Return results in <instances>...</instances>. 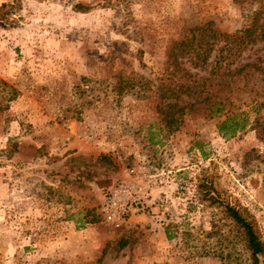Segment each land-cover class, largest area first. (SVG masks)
I'll use <instances>...</instances> for the list:
<instances>
[{
	"label": "rangeland",
	"instance_id": "1",
	"mask_svg": "<svg viewBox=\"0 0 264 264\" xmlns=\"http://www.w3.org/2000/svg\"><path fill=\"white\" fill-rule=\"evenodd\" d=\"M2 4L0 78L18 94L0 111V264H248L222 206L201 202L197 185L210 181L264 241V143L251 128L264 120V76L225 92L219 74L207 80L222 110L201 103L177 128L159 110L171 99L161 84L181 78L165 76L174 44L196 26L241 30L258 10L259 25L264 0ZM213 54L194 68L177 51L190 81L208 76ZM257 58L264 67L259 40L230 69ZM224 120L236 130L222 133ZM122 179L145 191V207L111 224L99 204Z\"/></svg>",
	"mask_w": 264,
	"mask_h": 264
},
{
	"label": "trees",
	"instance_id": "2",
	"mask_svg": "<svg viewBox=\"0 0 264 264\" xmlns=\"http://www.w3.org/2000/svg\"><path fill=\"white\" fill-rule=\"evenodd\" d=\"M5 7L6 4L0 6V25H5ZM259 14H261L259 10L255 11V19L245 28L233 33L214 29L210 25L203 27L196 26L189 30L190 38L184 37L181 41L174 44L171 52L168 54L169 64L173 66L170 71L166 72L165 76L167 80H172L177 71L182 70V73L178 82L174 84L171 82L161 84L166 97L169 96L171 98L166 103L164 102V109L159 110L160 113L165 114L162 119L167 126L177 128L181 124L182 117L187 109L195 110L201 103H206V107H209L208 111L210 115L222 110V106H219L217 103L212 102L209 105V101L216 95V91L212 88H206V81L214 78L218 74L223 79V83H220L226 87L220 89L222 92L231 90L230 83L232 81L250 80L255 75L264 76V67L260 65L262 61L260 58L254 61L240 63L233 69H230L231 63L235 62V59L242 54L250 43L258 42V40L264 43V22H261L259 25L257 24ZM175 49L179 51L181 56L189 55L188 61L194 68L206 67L209 58L214 52V63L209 68L208 76L194 77V80L190 81L189 76L192 74L188 70L180 67L177 51H173ZM17 94L18 91L14 87L0 78V111L6 110L9 101L15 99ZM182 94L187 96L184 104L179 103L180 99L183 100ZM262 105L263 102L256 101L254 109ZM227 121L224 120L219 124V130L222 133H226L228 130L229 132H234L236 126H227ZM251 128L256 131L258 140L264 143V120L256 116ZM252 150L255 151V149ZM255 156L262 161L264 160V154L256 153ZM197 186L201 202H206L210 206H222L227 223L235 232V236L241 242L244 249L248 252V264H264V241L253 221L248 219L236 207L225 203L210 181H202ZM172 236L173 234L168 231L167 237L172 238Z\"/></svg>",
	"mask_w": 264,
	"mask_h": 264
},
{
	"label": "built area",
	"instance_id": "3",
	"mask_svg": "<svg viewBox=\"0 0 264 264\" xmlns=\"http://www.w3.org/2000/svg\"><path fill=\"white\" fill-rule=\"evenodd\" d=\"M145 191L129 179L119 180L102 192L99 213L111 224L128 223L133 214L144 210Z\"/></svg>",
	"mask_w": 264,
	"mask_h": 264
}]
</instances>
